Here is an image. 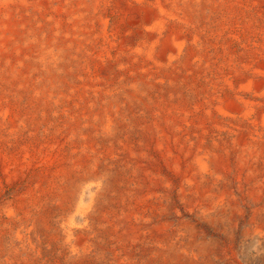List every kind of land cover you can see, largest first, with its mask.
<instances>
[{"label":"bare ground","instance_id":"bare-ground-1","mask_svg":"<svg viewBox=\"0 0 264 264\" xmlns=\"http://www.w3.org/2000/svg\"><path fill=\"white\" fill-rule=\"evenodd\" d=\"M242 1L0 0V264H264Z\"/></svg>","mask_w":264,"mask_h":264},{"label":"rangeland","instance_id":"rangeland-1","mask_svg":"<svg viewBox=\"0 0 264 264\" xmlns=\"http://www.w3.org/2000/svg\"><path fill=\"white\" fill-rule=\"evenodd\" d=\"M137 9V8H136ZM138 10V9H137ZM235 13L237 14L239 19H245L248 23L253 24L252 35H249V33L242 34L244 38H247L245 41L242 40L241 44L238 45V54H250L249 57H255L258 56V59H254L256 62H262L263 57L260 58L259 53H256L258 49H260L258 46L259 44H264V0L257 1L256 0H243L241 4L235 5ZM140 11H135L130 9V17L134 18L136 20L140 19ZM128 27V25H127ZM262 37V38H261ZM248 38L254 39V44H248L247 40ZM245 45H247L245 47ZM258 45V46H257ZM259 54V55H258ZM242 56V55H241ZM247 56V55H246ZM248 57V56H247ZM245 58V57H241ZM108 70L103 71V75H107ZM5 196L10 194L11 188L7 187L5 188ZM1 192V190H0Z\"/></svg>","mask_w":264,"mask_h":264}]
</instances>
